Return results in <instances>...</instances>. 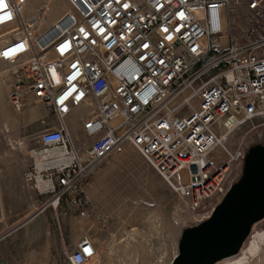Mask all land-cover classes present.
I'll return each mask as SVG.
<instances>
[{"label":"built area","instance_id":"1","mask_svg":"<svg viewBox=\"0 0 264 264\" xmlns=\"http://www.w3.org/2000/svg\"><path fill=\"white\" fill-rule=\"evenodd\" d=\"M65 2L66 12L46 30L39 26L47 9L26 16L28 0L0 3L8 102L17 112L46 108L55 123L39 119L48 125L39 142L73 157L42 172L43 190L29 176L35 165L26 174L39 196L57 205L78 197L98 162L131 149L196 218H210L232 166L244 158L243 143L231 138L260 127L264 117V58L256 54L264 46V0L246 1L244 22L234 15L239 0ZM82 108L84 141L68 123ZM97 251L85 234L68 264H88Z\"/></svg>","mask_w":264,"mask_h":264},{"label":"rangeland","instance_id":"2","mask_svg":"<svg viewBox=\"0 0 264 264\" xmlns=\"http://www.w3.org/2000/svg\"><path fill=\"white\" fill-rule=\"evenodd\" d=\"M246 1L239 0L234 7V15L240 17V22H244L242 11ZM44 8L47 13L43 30H46L66 12L68 5L65 0H28L25 15H35ZM9 68L0 63V71ZM45 113L40 104L27 107L25 112L15 111L8 102L7 87L0 80V152L20 154L25 176L33 171L31 152L43 149L38 137L48 126L31 119L32 115H46L49 123H55ZM86 115L87 109L82 108L68 117L73 135L81 141L86 140L82 131V117ZM231 141L235 146L243 143L244 158L232 166L225 182L227 192L242 178L247 164L253 165L264 156V129L258 127L246 135L243 131ZM97 169L96 177L78 197L67 196L58 205L41 197L28 205L20 217L14 208L4 211L2 205L1 212L0 206V264H68V256L85 234L97 243L101 258L105 245L122 239L130 241L131 245L114 254L113 264H125L122 260L125 255L131 264H171L179 254L182 240L209 219L196 218L173 186L134 150L120 155L116 149L98 162ZM181 178L188 181L186 169L181 170ZM26 182L32 184L31 180ZM26 214L30 215L22 219ZM248 222L236 247L218 264H264V215ZM133 227L137 233L132 239L129 231Z\"/></svg>","mask_w":264,"mask_h":264},{"label":"water","instance_id":"3","mask_svg":"<svg viewBox=\"0 0 264 264\" xmlns=\"http://www.w3.org/2000/svg\"><path fill=\"white\" fill-rule=\"evenodd\" d=\"M255 163L246 165L217 211L182 240L171 264H210L216 256H227L247 230L248 221L264 215V156Z\"/></svg>","mask_w":264,"mask_h":264},{"label":"crops","instance_id":"4","mask_svg":"<svg viewBox=\"0 0 264 264\" xmlns=\"http://www.w3.org/2000/svg\"><path fill=\"white\" fill-rule=\"evenodd\" d=\"M46 25V21L42 25V28ZM256 54L260 58H264V46L256 50ZM2 63V62H0ZM5 64V63H4ZM7 65V64H6ZM8 91V88H7ZM38 107V106H36ZM34 107V108H36ZM45 114L51 113L45 108ZM46 117V115H32L31 119L39 120L40 118ZM260 127L264 129V117L258 120ZM23 158L20 154L12 151L0 152V206L2 212V205L5 209L14 208L18 211V217L21 214L26 213L28 205H31L35 200H41L37 190L33 187V184L27 183L26 180L30 181L25 176V167L23 165ZM30 214H26L22 217L25 219Z\"/></svg>","mask_w":264,"mask_h":264},{"label":"bare ground","instance_id":"5","mask_svg":"<svg viewBox=\"0 0 264 264\" xmlns=\"http://www.w3.org/2000/svg\"><path fill=\"white\" fill-rule=\"evenodd\" d=\"M55 22L56 21H54L52 24H55ZM43 23L44 21L41 22L39 26L40 29H42ZM63 25H60V29H63ZM56 33L57 32L54 31L52 35H55ZM4 72L5 71H0V80H3ZM31 153L34 158V165L37 168V174L31 173L29 174V176L33 177V179L37 182V185L41 190L48 187V182H46L42 176V172L44 170L54 168V167H59L64 164H68L73 159L72 156L67 155L68 153L65 147L44 148L39 151L33 150ZM136 233H137V228L133 227L129 231V237L133 239L136 236L135 235ZM128 245H131V243L127 239L116 241L112 245H105V247L103 248L104 258H101L99 255V252L97 251L98 253L94 257L91 258L88 264H100L102 262H105L106 264H113L116 259V257L114 258V254L117 251H119L121 247H126ZM241 257H243V255H241ZM241 257H239V263H241ZM223 258H226V257L220 258L216 256L215 259L210 264H218L219 262H221V259ZM128 259L129 258H127L125 255L123 256L122 260L125 264H131L129 262L130 260ZM247 259H249V257H247Z\"/></svg>","mask_w":264,"mask_h":264},{"label":"snow or ice","instance_id":"6","mask_svg":"<svg viewBox=\"0 0 264 264\" xmlns=\"http://www.w3.org/2000/svg\"><path fill=\"white\" fill-rule=\"evenodd\" d=\"M3 2V0H0V3H2ZM85 252L87 253V252H90V249H85Z\"/></svg>","mask_w":264,"mask_h":264},{"label":"trees","instance_id":"7","mask_svg":"<svg viewBox=\"0 0 264 264\" xmlns=\"http://www.w3.org/2000/svg\"><path fill=\"white\" fill-rule=\"evenodd\" d=\"M62 200H64V199H62Z\"/></svg>","mask_w":264,"mask_h":264}]
</instances>
